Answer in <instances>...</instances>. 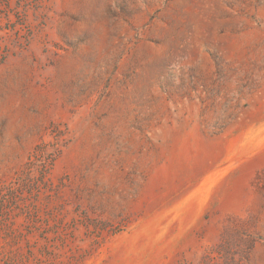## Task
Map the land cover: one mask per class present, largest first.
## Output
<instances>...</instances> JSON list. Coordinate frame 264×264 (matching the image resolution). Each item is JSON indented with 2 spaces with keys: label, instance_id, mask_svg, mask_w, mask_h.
<instances>
[{
  "label": "rangeland",
  "instance_id": "obj_1",
  "mask_svg": "<svg viewBox=\"0 0 264 264\" xmlns=\"http://www.w3.org/2000/svg\"><path fill=\"white\" fill-rule=\"evenodd\" d=\"M0 264H264V0H0Z\"/></svg>",
  "mask_w": 264,
  "mask_h": 264
}]
</instances>
